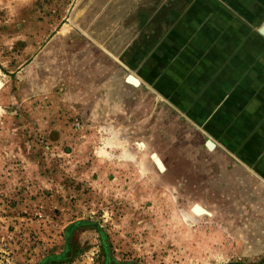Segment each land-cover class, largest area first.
Segmentation results:
<instances>
[{"label":"rangeland","instance_id":"obj_1","mask_svg":"<svg viewBox=\"0 0 264 264\" xmlns=\"http://www.w3.org/2000/svg\"><path fill=\"white\" fill-rule=\"evenodd\" d=\"M263 27L264 0H0V264H264Z\"/></svg>","mask_w":264,"mask_h":264},{"label":"water","instance_id":"obj_2","mask_svg":"<svg viewBox=\"0 0 264 264\" xmlns=\"http://www.w3.org/2000/svg\"><path fill=\"white\" fill-rule=\"evenodd\" d=\"M262 32L264 33V27L262 28ZM127 79H128V81H130L132 83L138 84V80L136 78L132 77V76L128 77ZM208 146L210 148H212L214 145L212 144V142H208Z\"/></svg>","mask_w":264,"mask_h":264},{"label":"bare ground","instance_id":"obj_3","mask_svg":"<svg viewBox=\"0 0 264 264\" xmlns=\"http://www.w3.org/2000/svg\"><path fill=\"white\" fill-rule=\"evenodd\" d=\"M155 158H156V157H155ZM154 160H155L156 163L158 164V167H162L161 164H160L159 161H158L159 159L156 158V159H154ZM160 161H161V160H160ZM200 208H201V207L196 206V208H193V211L196 212V213H197V212L200 213V210L202 209V208H201V209H200Z\"/></svg>","mask_w":264,"mask_h":264},{"label":"trees","instance_id":"obj_4","mask_svg":"<svg viewBox=\"0 0 264 264\" xmlns=\"http://www.w3.org/2000/svg\"><path fill=\"white\" fill-rule=\"evenodd\" d=\"M71 228H72V226L69 227V229H71ZM57 258H58V257H57ZM51 259H52V258H51ZM51 259H50V260H51Z\"/></svg>","mask_w":264,"mask_h":264}]
</instances>
